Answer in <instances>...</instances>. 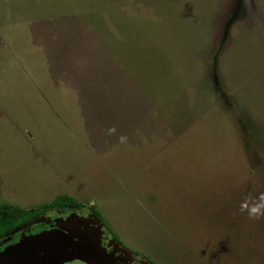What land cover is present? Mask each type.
<instances>
[{"label":"rangeland","instance_id":"374dc122","mask_svg":"<svg viewBox=\"0 0 264 264\" xmlns=\"http://www.w3.org/2000/svg\"><path fill=\"white\" fill-rule=\"evenodd\" d=\"M260 193L264 0H0V257L264 264Z\"/></svg>","mask_w":264,"mask_h":264},{"label":"trees","instance_id":"16d2710c","mask_svg":"<svg viewBox=\"0 0 264 264\" xmlns=\"http://www.w3.org/2000/svg\"><path fill=\"white\" fill-rule=\"evenodd\" d=\"M81 207H83L82 204L78 203L72 197H69V196H61L57 198L55 201H53L52 203L45 205V208H55V209L57 208L76 209V208H81ZM7 208H11V207H7ZM9 210L10 209H7L6 212H10ZM92 211L97 217V219L106 225L101 215L95 210L94 207H92ZM14 212H15L14 214L6 216V217L3 216L0 212V239L9 233H12L14 231H17L25 227L27 224L31 223L33 220H35V218H37L40 215L38 212H35V211L23 212V210H21L20 208H16ZM113 238L116 241H118L116 236H113ZM120 245L122 246L121 243Z\"/></svg>","mask_w":264,"mask_h":264},{"label":"water","instance_id":"95a60500","mask_svg":"<svg viewBox=\"0 0 264 264\" xmlns=\"http://www.w3.org/2000/svg\"><path fill=\"white\" fill-rule=\"evenodd\" d=\"M0 264H101L91 263L83 259L65 256L57 261L50 262L38 254L35 244L24 246L15 250H8L0 257ZM109 264V263H108Z\"/></svg>","mask_w":264,"mask_h":264},{"label":"clouds","instance_id":"9594fccd","mask_svg":"<svg viewBox=\"0 0 264 264\" xmlns=\"http://www.w3.org/2000/svg\"><path fill=\"white\" fill-rule=\"evenodd\" d=\"M109 134H113L115 129H109ZM121 141H124L126 138L121 137ZM240 212L247 213V216L250 220H260L264 219V193H260L256 197H246L240 203Z\"/></svg>","mask_w":264,"mask_h":264}]
</instances>
